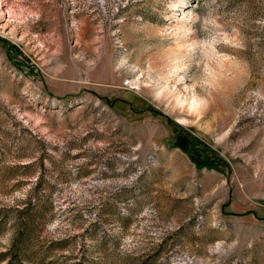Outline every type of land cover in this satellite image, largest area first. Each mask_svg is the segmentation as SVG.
Instances as JSON below:
<instances>
[{
	"label": "rangeland",
	"instance_id": "1",
	"mask_svg": "<svg viewBox=\"0 0 264 264\" xmlns=\"http://www.w3.org/2000/svg\"><path fill=\"white\" fill-rule=\"evenodd\" d=\"M0 264H264V0H0Z\"/></svg>",
	"mask_w": 264,
	"mask_h": 264
}]
</instances>
